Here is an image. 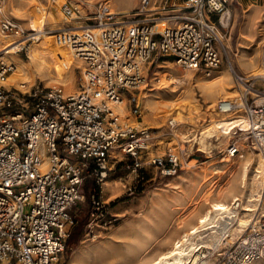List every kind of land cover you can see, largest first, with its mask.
Returning <instances> with one entry per match:
<instances>
[{
  "label": "built area",
  "instance_id": "obj_1",
  "mask_svg": "<svg viewBox=\"0 0 264 264\" xmlns=\"http://www.w3.org/2000/svg\"><path fill=\"white\" fill-rule=\"evenodd\" d=\"M230 2L186 0L179 24L160 30L151 17L116 23L108 2L95 3L79 29L52 35L53 43L81 62L73 92L39 83L12 91L4 82L15 64L0 59V264H58L72 224L69 208L81 197L82 180L86 175L103 178L113 152L131 158L134 171L155 166L162 175H171L182 168L169 149L151 155V128L132 125L113 106L124 101L138 116L136 93L146 85L148 70L165 57L204 76L218 69L225 57L218 25H224L221 20ZM4 3L0 0V15ZM148 3L141 0L143 8ZM60 9L65 19L79 12L68 1L61 2ZM0 30L22 37L15 52L23 50L28 56L37 38L34 31H25L6 16H0ZM261 66L259 75L233 71L236 94L216 101L217 112H234L245 122L231 128L228 141L216 147L219 153L237 154L233 135L244 134L264 159V48ZM26 97L30 104L25 106ZM91 197L95 208L102 206ZM252 234L261 237L255 241ZM262 236L261 231L249 232L237 242L242 248L238 257L224 252V262L248 264L261 258ZM208 250L213 249L200 248L203 255Z\"/></svg>",
  "mask_w": 264,
  "mask_h": 264
},
{
  "label": "rangeland",
  "instance_id": "obj_2",
  "mask_svg": "<svg viewBox=\"0 0 264 264\" xmlns=\"http://www.w3.org/2000/svg\"><path fill=\"white\" fill-rule=\"evenodd\" d=\"M8 1L9 0H5L2 9L3 12L0 16L12 18L28 32L32 31L27 21V16L25 15L26 11H24L28 5H30V7L27 8L29 10L27 15L31 13L34 15V9L35 12L36 9H43V11L39 10L36 13H40L44 16L43 19L45 20L42 21L43 28L53 33L59 31L60 29L58 28H64L67 31H71L72 28L84 25L87 22V17L90 15V9L92 10L94 4L101 1L108 2L111 9H114L116 23L132 22L138 19L151 17L156 22L159 30L165 27L178 25L181 16L187 11L185 8L186 0H150V3H148L145 8L142 7L141 0H10L15 8L23 11L22 13L24 17H20L19 15H16L13 10L9 9ZM64 1H68L70 4L77 7L79 12L76 17L71 19H65L63 17L64 15L60 9V3ZM43 12L45 13L43 14ZM48 14H52L54 17L50 23L46 20ZM224 16L225 18L221 20L224 25L217 22L220 18L219 14L215 17V21L219 24V36L225 45V57L220 67L211 73L210 76H205L204 78L207 80L216 74H219V70H223L226 62L231 63L230 70L238 74L254 75V72H259L258 74H261V57L264 48V0H231L227 7V14L224 13ZM0 37L1 42L7 38L16 40L11 47L15 44L17 45L22 39V37L17 34L5 33L1 30ZM1 42L0 47L2 44ZM29 43H31V41ZM31 47L33 46L30 45L28 56L24 54L23 50L15 52L16 48H14L12 54L20 57L22 60L29 61L30 54L32 53ZM249 55H252L255 58V63L252 67L253 70L251 67L242 66L238 60L239 57H248ZM1 56V60L3 58L4 61L14 62L12 57L8 56V54ZM79 70L80 66H76L72 69L71 76L70 74H66L61 78V80L68 82V85L64 86L59 83H48V79L42 77L30 65L31 77H29V80H26L25 87H19L18 83L22 81H13L12 84L6 85L5 82H7L8 77L4 82V86L11 89L19 88L23 91L28 89L31 85L39 83L45 86H61L64 91L70 89L71 91L68 92H73L77 89L79 84ZM186 70L187 69L176 64L170 57L161 59L157 65H153L148 70L146 75V85L136 93L138 94L140 105L139 115H133L129 111V105L125 107L127 110L125 111V115H121L122 118L127 119L132 125L151 128L154 136V145L150 149L151 155H162L166 149H169L182 163V168L171 175H162L159 169L155 166H145L146 170L141 168L134 171L130 166L133 162L131 158L113 152L112 154L114 157H110L108 160L106 175L103 178L98 179V176L96 175H86L82 180L79 187L81 197L69 208V214L72 217V224L69 226V232L73 222L76 221L77 224H81L82 234L77 243L70 247L68 253L64 245L58 264H66L73 251L80 245L89 248L92 247L91 245L96 243L99 244V242L110 237L118 241V247L124 248L126 242L131 239L134 233H139L143 237L161 233L160 228H158L156 223L159 215H161L162 209L155 207L150 210L148 216L145 215V213L147 212V208L151 204L152 197L156 192L160 191L169 194L171 191L180 189L181 186H183V182L180 183L181 177H175L178 174H184L186 172L194 174V171L191 173L190 170L195 169L197 172H209L210 179L212 180L214 178L219 179L217 182H209V190H203L205 193L202 198H200L202 190L197 193L198 196L196 195V199L192 202L191 207L187 211L189 212L190 217L194 218L192 223H195L197 216L209 206L211 200L219 199L230 203L232 202V194L219 196L217 191L219 188H225L227 182L233 175L219 177V175L215 174L217 168H225L224 165L226 162H230L219 161L223 155L227 154L224 152L219 153L216 150L217 146L225 144L228 141L230 135L225 136L220 143L214 141L213 138L208 139L207 142L201 144L205 147L204 151L203 147L199 145L198 136L200 130H203V128L210 124L209 122H212L210 120H215L221 117L228 118L236 116L234 112L219 113L215 110V104L218 99L236 94V84L233 72H231L233 79L230 81L229 88L217 93L211 99L213 105L210 108H206L207 99L204 98V95L199 91H196L193 97L179 99L180 102L189 104V107L187 106L189 109L184 107V116L181 119L174 118L172 113L157 117L154 120H149L147 118L149 112L145 108L143 94L148 95V97L153 100H158L161 94L163 95L170 86H174V84L171 83V78L181 75ZM154 71H157V79L153 78ZM200 75L201 74L193 73L192 80L194 83H196V79L200 78ZM257 83L261 84V81H257ZM179 86L182 88L185 84L182 83ZM234 88V92H227V90L229 91ZM178 93L179 91L177 92V95ZM164 97L166 105L172 106L177 96L164 95ZM170 99L173 102L170 101ZM22 102L25 106L29 105L30 99L26 97ZM144 117L148 120H145ZM171 117H173L175 121L172 120ZM233 137L234 140L237 141L242 156L232 158L233 160L231 162L235 163L238 160H245L247 157L250 158V160L247 161L249 163L248 179L245 182L244 187H239L234 191V194L239 197L236 200L238 202L235 210L236 216L238 220H244L247 224H240L238 220L236 221L235 219L230 220L229 218H226V221H230L229 224L231 223V229L229 228L230 233H225L224 236L221 237L220 243L218 242L215 244L216 247L213 249L214 251L208 250L206 253V257L212 260L211 264H230L229 259L226 263L224 262V252L229 253V251H231L236 259L242 251V248L237 246V242L244 240L249 232L258 233L261 231V234L264 236V184L261 182L264 168L261 166L259 167V177H256L252 171L251 165L253 162L252 160L262 162L263 159H261L262 157L256 153V150L248 142V139L244 134L233 135ZM209 150L211 151L209 152ZM188 162H190V165L187 167ZM234 177L238 183V175H234ZM169 179L172 180L169 181L168 185H165V182ZM109 186L111 187V192L106 191ZM174 186H177L178 188H174ZM92 195L94 196V199H98L101 202L102 206L95 208V205L92 204V202L89 204L87 197L89 196L92 200ZM248 198L250 200H248ZM88 205L91 208L87 211ZM246 206L250 207L251 210H244ZM166 210L168 211V207ZM127 223L132 224V229L129 231L126 229L129 227L125 225ZM181 229L185 230L186 226H182ZM250 229L251 231H249ZM116 230L119 231V233L117 234V237H113V232ZM122 231L128 232L131 236L129 237L124 233H121ZM179 231L181 230L179 229L177 232ZM207 236L208 234H203L204 239H206ZM253 236L255 241L258 237H261V235L256 234ZM248 264H264V255L261 258L252 260Z\"/></svg>",
  "mask_w": 264,
  "mask_h": 264
},
{
  "label": "bare ground",
  "instance_id": "obj_3",
  "mask_svg": "<svg viewBox=\"0 0 264 264\" xmlns=\"http://www.w3.org/2000/svg\"><path fill=\"white\" fill-rule=\"evenodd\" d=\"M8 7L9 9L13 10L16 13V15H19L20 17H24L22 13L23 11L15 8V6L10 0L8 1ZM28 7H30V5H28L26 7V10H24L26 11L25 15L27 16V21L30 25V29L34 31V33H37L35 35L37 38L34 40V42L31 43V46L33 47H31L32 53L30 54L29 61L22 60L20 57L12 54V51L14 50L15 47H17V45L15 44L12 47L11 45H13L16 42V40L12 38H7L3 42H1V37H0V42L2 43L0 47V51L2 52H0V56L8 54V56L12 57V59L16 64L13 72L8 76V80L7 82H5V84L10 85L12 84L13 81H17V82L22 81L18 84L19 85L24 84L26 80H29V77H31L30 76V72H31L30 65H31L34 68V70L37 71V73H39L45 79H48V83L51 84L59 83L61 85L67 86L68 82L61 80V78H63L64 75L66 74H70L71 76L72 69L76 66H81V62L78 59L73 58L70 52H68L69 50L67 48L58 46L55 43H53L52 41L53 32L49 30H45L43 28L42 21L45 20L43 19L44 16L41 15L40 13L37 14L35 12V9L33 11L34 15L33 13L27 15V12H29V10L27 9ZM40 11H43V9ZM44 13L45 12H43V14ZM53 18L54 17L52 14H48L46 20L50 23V21H52ZM79 27L80 26H77V28H72L71 31H75L79 29ZM58 29L65 30L64 28H58ZM238 60L240 64L245 67L252 68L255 63V58L252 55H249L248 57H239ZM230 69H231V63L226 62L223 70L221 71L219 70L218 72L219 74H216L215 76L207 80L204 78L205 76L200 75V78L196 79V83H194L192 80V76H193L192 71L186 70L181 75L171 78V83H173L174 86H170L169 89H167L163 95L161 94L158 100H153L152 98H149L148 95L143 94L145 108L149 112L147 118L149 120H154L157 117H161L163 115L172 113L174 115L173 116L174 118L181 119L184 116L183 113L184 107L188 108L189 104L185 102H180L179 99L193 97L196 91H199L201 94L204 95V98L207 99L206 108H210L213 105L211 99L217 93H220L223 90L229 88L230 81L234 77V76L232 77L231 72L233 71H231ZM254 70L256 71L255 68ZM258 73L259 72H254V75L256 74L259 75ZM156 74L157 71H154L153 72L154 79H157ZM182 83H184L185 86L180 88L179 85H181ZM68 91L71 90L67 89V91L65 92ZM178 91L179 93L177 95ZM234 91L235 88L229 91L227 90L228 93ZM164 95L177 96L174 102L170 99V101L173 102L172 106L166 105V100ZM124 103L125 102L122 101L121 103H116L113 106L115 110H117L121 115H125V111H127ZM188 113L190 114V112ZM173 117H171V119L175 121ZM147 118H145V120H148ZM210 121L212 122H209L210 123L209 125L203 128V130H200L198 136V142L200 143L199 145H201L204 142H207V140L210 138H213L214 141H218V143H220L225 136L231 135L230 134L231 128L234 125L242 123L241 125L245 126L243 117H238V116H233L228 118L221 117ZM201 146L203 147L204 150L205 147L203 145ZM210 151L211 150H209V152ZM236 156L237 157L242 156V152L240 151V149L238 153L235 154L234 156L223 155L219 161L222 162L230 161V162L229 163L226 162V164L224 165L225 168L224 167L217 168L215 173L219 175V177L233 175L232 178L227 182L225 188L222 189L219 188L217 191V194L219 196L220 195L226 196L232 194V202L230 203L219 199L211 200L209 206L197 216L195 223H191L188 229L182 232L178 237L174 238L170 243V246H168L167 248L160 250L159 252H157L156 254H154L153 256L147 259H145L147 257L146 255L149 254L143 251L141 253V256H139L138 261L131 262V260H129V261H123L121 263H117L114 257L106 256V254L104 253V249H100L99 252L95 250L90 253L87 250L88 247L80 245L79 247L76 248V250L73 251L69 261L66 264H139V263L140 264H211L212 260L206 257L207 254L203 255L202 252L200 251V248L204 247L206 249H211L213 247L212 249H214L216 247L215 244L218 242L220 243L221 237L224 236V234L227 231L228 234L230 233L228 226V223L230 221L229 222L226 221L227 220L226 218H229L230 220L231 219H235L236 221L238 220L235 210L237 208L236 200L239 197L234 194V191H236V189L239 187H244V184L248 179L249 163L247 161L250 160V158L247 157L245 160H238L235 163H232L231 162L233 160L232 158ZM252 161H253L251 163L252 171L254 172V175L256 177H259L258 174V172H260L259 167L261 166L262 168H264V159L262 160V162L254 161V160ZM189 165L190 162L187 163V167ZM234 175H238V183L236 182ZM192 176H193L192 181L199 179L198 181L203 182L202 184H200L201 186L205 184L204 185L205 187L203 186L204 188L201 187L202 191L200 193V198H202L205 193L203 190L206 191L209 190V183L206 181H208L207 177L210 176V174L207 171H203V172L194 171V174H192ZM261 182L264 184V174L262 175ZM196 192L195 190H192L188 195L189 197L188 200H192V201L195 200ZM248 200L250 199L248 198ZM244 210H251V208L246 206ZM184 216L187 215L184 214ZM238 221L240 222V224H244V225L247 224V222L244 220H238ZM204 233L205 235L208 234L206 239H204L203 237ZM94 245H98V243L93 244V246Z\"/></svg>",
  "mask_w": 264,
  "mask_h": 264
},
{
  "label": "crops",
  "instance_id": "obj_4",
  "mask_svg": "<svg viewBox=\"0 0 264 264\" xmlns=\"http://www.w3.org/2000/svg\"><path fill=\"white\" fill-rule=\"evenodd\" d=\"M190 171L192 173V171H195V169ZM175 177H181L180 183L183 182V186H181L180 189L171 191L169 194L160 191L156 192L152 197L151 204L147 208V212L145 213V215L148 216L150 210L154 209L155 207H158L163 210V213L161 210V215H159L158 221L156 223L158 228H160L161 233L154 234L153 236L148 235L146 237L141 236L139 233H134L131 239L126 242L124 248L118 247L117 240L108 237L110 240L107 238L106 240L99 242L98 245H92V247H89L87 250L91 253L95 250L99 252L100 249H104V253L106 254V256L114 257L117 263H121L123 261L129 260H131V262L138 261V258L139 256H141V253L143 251L149 254L146 255L147 257L145 259H147L159 252L160 250L167 248L170 245L171 241L174 238L178 237L186 229H188V227L194 220L193 217H190L189 212H187L191 207L192 202L194 201L188 200L189 193L192 190H195V192H199L202 188L205 187V184L202 186L200 185L203 182L198 181L199 179L192 181L193 176L192 174H189V172H186L184 174H178ZM172 179H169L167 182H165V185H168L169 181ZM207 179L208 181L206 182L208 183L212 181L217 182L219 180L217 178H214L212 180L210 179V176H208ZM174 188L178 187L174 186ZM106 191L111 192V187H107ZM198 192H196L195 197ZM167 207L168 211L166 210ZM184 214H186L187 216H184ZM125 225L129 227L126 228L128 231L132 229L131 223H127ZM182 226H186V229L182 230ZM179 229L181 231L177 232ZM118 233L119 231L117 230L113 232V237H117ZM121 233H124L129 237L131 236L126 231H122Z\"/></svg>",
  "mask_w": 264,
  "mask_h": 264
},
{
  "label": "trees",
  "instance_id": "obj_5",
  "mask_svg": "<svg viewBox=\"0 0 264 264\" xmlns=\"http://www.w3.org/2000/svg\"><path fill=\"white\" fill-rule=\"evenodd\" d=\"M88 199V200H87ZM87 201H89V204H91V199L88 196L87 197ZM91 207L88 205L87 206V211L90 209ZM81 224H77L76 221L73 222V225L71 227L70 232L68 233L65 241H64V245L66 247L67 253L70 249V247H72L73 245H75L79 239V237L82 234V229H81Z\"/></svg>",
  "mask_w": 264,
  "mask_h": 264
}]
</instances>
